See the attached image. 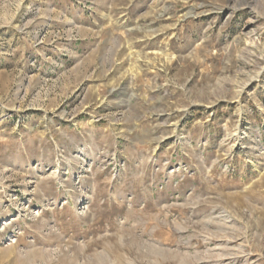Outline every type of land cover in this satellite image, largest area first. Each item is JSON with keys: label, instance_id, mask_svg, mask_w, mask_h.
I'll return each instance as SVG.
<instances>
[{"label": "rangeland", "instance_id": "obj_1", "mask_svg": "<svg viewBox=\"0 0 264 264\" xmlns=\"http://www.w3.org/2000/svg\"><path fill=\"white\" fill-rule=\"evenodd\" d=\"M0 264H264V0H0Z\"/></svg>", "mask_w": 264, "mask_h": 264}]
</instances>
